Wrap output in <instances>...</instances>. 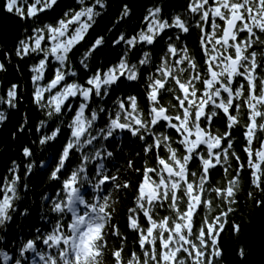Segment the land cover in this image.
Returning a JSON list of instances; mask_svg holds the SVG:
<instances>
[{"label":"snow or ice","instance_id":"6c2138e0","mask_svg":"<svg viewBox=\"0 0 264 264\" xmlns=\"http://www.w3.org/2000/svg\"><path fill=\"white\" fill-rule=\"evenodd\" d=\"M59 3H0L4 12L27 25L11 50L0 39V73L8 71L13 55L31 61L33 103L48 120H59L39 144L47 145L67 131L49 165L48 178L56 188L44 197L49 204L40 218L44 226L31 238L0 244V264H105L106 259L108 264H220L221 234L237 202L241 173L249 171L252 186L264 192V0H186L184 13L168 18L161 6L148 8L134 34L121 32L112 40L113 47L122 46L116 62L92 70L90 58L103 49L106 38L91 42L79 58L83 74L71 56L107 5L105 0H74L75 6L60 18L42 22ZM131 12L122 4L120 20ZM194 30L202 64L184 39ZM161 45L157 55L154 50ZM130 54H136L135 62ZM141 80L143 106L137 95L112 99L115 86ZM18 90L15 83L7 88L0 105L15 109ZM218 119L224 122L223 131L215 128ZM6 120L0 108V124ZM48 120L40 121L37 132L49 127ZM240 128L246 162L234 150L233 133ZM128 138L140 142L154 165L146 161L135 168L127 161L140 175L125 224L139 252L125 259L127 236L114 222V194L131 185L121 181L119 169L113 174L106 161L114 156L108 147ZM257 141L259 147L254 146ZM22 154L32 157L33 151L24 147ZM20 167L13 161L9 175L0 178V227L13 219L19 190L27 188ZM32 169L28 163L24 175ZM217 169L225 183L214 187ZM213 194L225 209L201 216L205 210L212 213ZM257 205L264 206V200ZM240 229L232 225L233 232ZM238 255L243 258L244 250Z\"/></svg>","mask_w":264,"mask_h":264},{"label":"trees","instance_id":"16d2710c","mask_svg":"<svg viewBox=\"0 0 264 264\" xmlns=\"http://www.w3.org/2000/svg\"><path fill=\"white\" fill-rule=\"evenodd\" d=\"M0 3H2V0H0ZM124 3L129 5L132 12L127 19L120 20L121 6ZM105 4L107 5L106 8L99 10L101 15L96 18V23L89 30V34L71 56L73 66L80 74H83L85 70L80 66L79 58L97 36H104L106 43L102 50H99L90 58L89 64L92 70L101 65L107 66L117 61L122 52V46L113 47L112 40L121 32L134 34V30L142 26V20L148 8L161 6L165 18H168L172 14L184 13L186 0H105ZM74 6V0H60L59 6L53 13L42 16V22H53L54 19L60 18L64 11ZM24 26L27 25H23L16 17L0 8V39H3L6 48L11 50L14 41L22 35ZM110 29L111 31H109ZM184 39L190 50L197 56L198 62L202 64L203 60L198 51V30H194L191 37H185ZM160 47L162 45L157 46L154 50L157 55H159ZM135 55L130 54L133 62H135ZM30 63L31 61L27 60L20 61L13 55L10 64H8V71L0 73V95L12 84L19 85L17 107L11 109L6 105H0V108H3L7 115V120L0 124V178L9 175L8 170L15 161L16 164L21 166L20 175L24 177L23 183L27 185L26 189L21 187L19 190L20 199L16 201L17 211L12 213L13 219L0 227V237L3 238L0 240V244H6L8 241L25 237L31 238L30 234L34 235L37 227L44 226V221L40 218L47 214L49 207L48 201L44 197L53 195L56 188L55 182L50 181L48 178L49 165L54 163V157L57 156L67 136L65 129L64 134L58 137L57 140L51 141L47 145L39 144L40 137L45 134L50 135L51 130L59 124V120H55V122L48 120L45 111L33 103V86L30 79L31 73L28 70ZM47 76L51 77V71L47 73ZM115 87L113 100L117 96L137 95L140 98L141 106L144 105V80L132 84L125 82ZM167 100L168 97L166 96L165 102ZM106 106H110V102ZM42 120H48L49 127L42 128L37 132L36 129ZM243 122L244 118L242 117L241 124ZM21 126L25 129L23 132L19 131ZM215 128L223 131L224 122L218 119L215 122ZM171 134L173 137L175 136L174 132ZM233 137L234 150L241 156L242 161L246 162V154L243 152L245 142L242 128L235 130ZM254 146L259 147V141ZM24 147H28L33 151L32 157L25 158L23 156ZM108 150L113 151L114 156L111 160L106 161V166L113 174H116L117 169H119L121 181H129L131 185L129 189L114 194L117 200L114 222L121 226V231L127 236V241L124 244L126 248L124 255L127 259L131 252H139L134 234L125 227V224L127 210L133 206L135 189L140 179L138 173L127 167V161L130 159L135 168H142L146 161L149 166L154 165V159L151 154L147 157L144 156L140 142L133 143L132 138H128L127 141L121 139L118 143L109 146ZM28 163L33 164V169L30 174L25 176L24 170ZM232 174H234V170ZM223 183H225L223 172L217 169L211 184L217 187ZM249 193H252V195L250 196ZM212 199V213L208 214L205 210L201 212V216H214L225 209L226 206L221 199L216 198L214 194ZM261 200H264V192L255 189L251 184L249 171H243L237 189V202L232 206L234 211L229 215L225 231L221 234L220 247L224 255L220 258V264H264V206L257 205V201ZM25 211L27 212L26 215L24 214ZM161 214L167 213L162 209ZM233 224L241 226L239 233L233 232ZM115 243L119 244V241ZM240 249L245 252L243 258L238 255ZM105 264H108L107 259Z\"/></svg>","mask_w":264,"mask_h":264}]
</instances>
